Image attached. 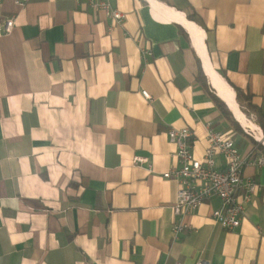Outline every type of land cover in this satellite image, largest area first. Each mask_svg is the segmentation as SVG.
Returning a JSON list of instances; mask_svg holds the SVG:
<instances>
[{
	"label": "crops",
	"instance_id": "1",
	"mask_svg": "<svg viewBox=\"0 0 264 264\" xmlns=\"http://www.w3.org/2000/svg\"><path fill=\"white\" fill-rule=\"evenodd\" d=\"M154 1L194 12L212 68L258 129L226 105L241 129L229 126L195 80L198 59L217 94L189 31L151 0H110L121 24L71 0H0V21L15 22L0 35V264H264V164L252 162L264 157V0ZM206 122L231 134L259 185L233 230L213 220L217 198L175 215L177 183L162 176L178 166L168 130L190 127L201 159ZM180 220L196 231L174 238Z\"/></svg>",
	"mask_w": 264,
	"mask_h": 264
},
{
	"label": "built area",
	"instance_id": "2",
	"mask_svg": "<svg viewBox=\"0 0 264 264\" xmlns=\"http://www.w3.org/2000/svg\"><path fill=\"white\" fill-rule=\"evenodd\" d=\"M28 0H15L18 6H24ZM78 4H84L92 10L103 11L105 16L115 24H121L125 14L112 5L110 0H71ZM14 18L9 17L0 21V35L12 31ZM111 29V26H110ZM151 54L149 50H143L142 55ZM146 99H151L147 90H141ZM207 133V147L204 156L199 159L193 153V133L190 127L170 128L168 130L169 141L176 145L175 155L178 166H173L164 171V178L174 179L177 183L176 200L173 207L175 215L183 218L187 214L194 213L200 205L212 198L220 201L219 207L212 212L213 220L223 229L233 230L240 226L244 216V204L252 198L259 188L254 179H244L243 167L249 162L247 156H243L229 132L215 130L210 122L205 123ZM221 155L226 162L225 168L219 169L216 165V156ZM252 162L257 165L264 164V157H259ZM134 166L142 167L148 172L154 169L153 163L142 155H135L132 159ZM242 189L238 198V191ZM174 238L183 230L196 231V228L182 222L174 223L171 227ZM175 264H182L177 262ZM195 264H210L209 261L198 259Z\"/></svg>",
	"mask_w": 264,
	"mask_h": 264
},
{
	"label": "bare ground",
	"instance_id": "3",
	"mask_svg": "<svg viewBox=\"0 0 264 264\" xmlns=\"http://www.w3.org/2000/svg\"><path fill=\"white\" fill-rule=\"evenodd\" d=\"M153 2V5L157 9L159 13H162L163 15L167 16L170 19L176 20L179 23H182L185 28L189 31L192 40L196 47L198 48V51L200 55L203 58V63L207 72V75L212 80L216 88L219 90L220 94L225 98V100L228 102L230 108L232 109L236 119L245 127H248L250 129L257 130V126L254 124L253 121H251L245 113L240 109L238 102L234 96V93L229 88V86L221 79V77L216 73V71L212 68L211 63L208 59V56L206 54V50L204 47V34L202 29L195 24L194 22H191L187 20L182 13H179L177 11H174L173 9L166 7L165 5H162L160 3H156L154 0H151ZM260 137V136H258Z\"/></svg>",
	"mask_w": 264,
	"mask_h": 264
},
{
	"label": "trees",
	"instance_id": "4",
	"mask_svg": "<svg viewBox=\"0 0 264 264\" xmlns=\"http://www.w3.org/2000/svg\"><path fill=\"white\" fill-rule=\"evenodd\" d=\"M186 17L189 20L198 22L194 12L187 13ZM197 63H198V67H197L196 76H195L196 82L199 83L201 85L202 89L209 94V96L212 98V100L214 101L215 105L219 109L220 114L227 119V121L229 123V126L231 125L233 128H240L241 129V127L238 124V122L232 117L231 111L228 109L226 104L217 96V94L211 88V86H210V84L208 82V78L204 74L198 59H197ZM240 96L241 95H240V93L238 91L236 93L237 100H240V98H241ZM247 100H248V105H250L251 108L254 109L255 107H254V105L251 104L249 97H247ZM263 130H264V128H263Z\"/></svg>",
	"mask_w": 264,
	"mask_h": 264
},
{
	"label": "water",
	"instance_id": "5",
	"mask_svg": "<svg viewBox=\"0 0 264 264\" xmlns=\"http://www.w3.org/2000/svg\"><path fill=\"white\" fill-rule=\"evenodd\" d=\"M180 24H181V23H180ZM181 25L184 26L183 24H181ZM202 67H203L205 73L207 74L203 61H202ZM210 82H211V85L213 86V88L216 90L217 95H218V96H219V97L225 102V104L230 108L228 102H227V101L225 100V98L220 94L219 90L216 88V86L214 85V83L212 82L211 79H210ZM230 109H231V108H230ZM231 110H232V109H231ZM259 139H260V140H263V137L260 136Z\"/></svg>",
	"mask_w": 264,
	"mask_h": 264
},
{
	"label": "rangeland",
	"instance_id": "6",
	"mask_svg": "<svg viewBox=\"0 0 264 264\" xmlns=\"http://www.w3.org/2000/svg\"><path fill=\"white\" fill-rule=\"evenodd\" d=\"M239 124V123H238ZM240 125V124H239ZM241 127V126H240Z\"/></svg>",
	"mask_w": 264,
	"mask_h": 264
}]
</instances>
